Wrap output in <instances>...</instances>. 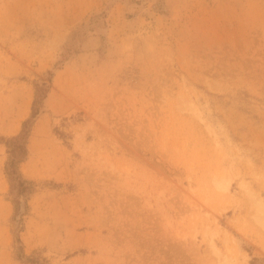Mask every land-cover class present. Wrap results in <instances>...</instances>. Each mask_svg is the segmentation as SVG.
<instances>
[{"label": "rangeland", "instance_id": "374dc122", "mask_svg": "<svg viewBox=\"0 0 264 264\" xmlns=\"http://www.w3.org/2000/svg\"><path fill=\"white\" fill-rule=\"evenodd\" d=\"M47 70L0 264L264 258V0H0V137Z\"/></svg>", "mask_w": 264, "mask_h": 264}, {"label": "trees", "instance_id": "16d2710c", "mask_svg": "<svg viewBox=\"0 0 264 264\" xmlns=\"http://www.w3.org/2000/svg\"><path fill=\"white\" fill-rule=\"evenodd\" d=\"M85 34V25L81 24L80 29L75 31L67 46L64 48L63 58L77 51V43L81 41L82 36ZM47 76L45 79L41 80L40 83H35V93L34 99L31 106L30 116L25 119L21 124L20 131L9 137H0V143H3L6 147L7 160L4 165V172L7 176L10 189L15 194V199L13 200L14 208L16 212L21 211V209L26 208V202L19 200V196H26L32 191V184L28 180H25L20 171L19 164L25 159L27 155V142L30 135L31 126L39 113L43 100L48 93L51 78L53 75L52 70H47ZM18 213V214H19ZM20 225V219L16 220ZM16 242L20 244V239L16 236ZM18 258L23 256L21 246L18 247ZM24 262L30 264H44L39 260V258L30 256L25 257ZM251 264H264V258H252Z\"/></svg>", "mask_w": 264, "mask_h": 264}, {"label": "bare ground", "instance_id": "6f19581e", "mask_svg": "<svg viewBox=\"0 0 264 264\" xmlns=\"http://www.w3.org/2000/svg\"><path fill=\"white\" fill-rule=\"evenodd\" d=\"M215 183V182H214ZM220 183V182H219ZM221 184V183H220ZM222 185V184H221ZM220 186V185H219ZM223 189L225 188L224 186H221ZM261 204V203H260ZM262 208V207H261ZM224 260H226V259H224ZM225 262H227V261H225Z\"/></svg>", "mask_w": 264, "mask_h": 264}]
</instances>
